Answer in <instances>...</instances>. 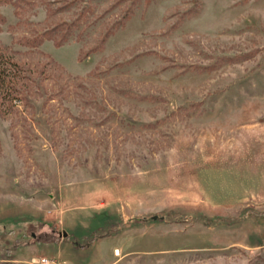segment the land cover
I'll use <instances>...</instances> for the list:
<instances>
[{
    "label": "rangeland",
    "instance_id": "374dc122",
    "mask_svg": "<svg viewBox=\"0 0 264 264\" xmlns=\"http://www.w3.org/2000/svg\"><path fill=\"white\" fill-rule=\"evenodd\" d=\"M0 47V264H264V0H0Z\"/></svg>",
    "mask_w": 264,
    "mask_h": 264
},
{
    "label": "trees",
    "instance_id": "16d2710c",
    "mask_svg": "<svg viewBox=\"0 0 264 264\" xmlns=\"http://www.w3.org/2000/svg\"><path fill=\"white\" fill-rule=\"evenodd\" d=\"M133 13L134 10H132L131 8H127L122 17L115 23H113L107 29L106 33L102 35L98 44L90 49L81 50L80 57L84 58L94 51L103 49L109 35L114 33L119 28L123 27V25L132 16ZM72 23L74 24L75 21H73ZM57 27H59V25L57 26L55 24L52 28V31L56 30ZM46 35L47 31H44L41 37H45ZM55 41L57 42V45H61L62 43L67 41L66 35L62 38L55 39ZM25 71L27 70L22 64H20L10 54H8L4 48L0 47V107L3 108L5 103H7V106H5V110L3 109V111H9V107L17 103L15 102V100H21L22 97H20V90L21 86L24 85V82L22 80L27 78V76L24 74Z\"/></svg>",
    "mask_w": 264,
    "mask_h": 264
},
{
    "label": "built area",
    "instance_id": "2783aa9c",
    "mask_svg": "<svg viewBox=\"0 0 264 264\" xmlns=\"http://www.w3.org/2000/svg\"><path fill=\"white\" fill-rule=\"evenodd\" d=\"M42 262H43L44 264H57L56 261H51V260L48 259V258H42Z\"/></svg>",
    "mask_w": 264,
    "mask_h": 264
},
{
    "label": "water",
    "instance_id": "95a60500",
    "mask_svg": "<svg viewBox=\"0 0 264 264\" xmlns=\"http://www.w3.org/2000/svg\"><path fill=\"white\" fill-rule=\"evenodd\" d=\"M63 235L67 236L68 233L66 231L62 232Z\"/></svg>",
    "mask_w": 264,
    "mask_h": 264
}]
</instances>
